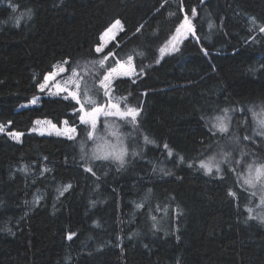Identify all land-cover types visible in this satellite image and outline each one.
I'll return each instance as SVG.
<instances>
[{"label": "trees", "instance_id": "1", "mask_svg": "<svg viewBox=\"0 0 264 264\" xmlns=\"http://www.w3.org/2000/svg\"><path fill=\"white\" fill-rule=\"evenodd\" d=\"M29 10L30 19L21 15ZM185 13L195 36L161 58L159 49ZM116 20L123 30L104 54L112 51L122 61L133 55L137 71L144 68V73L135 84L115 80L113 95L127 97L130 106L142 102L137 143L148 135L156 145L132 156L130 142L121 136L129 146L124 166L92 161L93 176L84 171L87 159L80 158L85 126L79 113L73 116L74 102L63 99L66 93L44 95L37 85L65 60V74L71 76L72 67L99 59L94 51L99 36ZM262 26L264 0H0V124L5 127L0 133V264H264V223L249 219L247 211L253 209L252 216L263 211L257 207L259 185L243 184L247 164L264 162V137L255 134L253 117V111L264 109ZM112 63L110 57L105 67ZM77 72L83 98L84 85L92 80L85 68ZM37 96H42L39 104L26 106ZM95 99L106 100L102 92ZM224 109L232 118L229 132L212 135L209 125ZM38 119L58 128L75 126L76 140L31 132ZM109 119L121 125L119 131L130 130L118 118ZM104 120L98 134L116 138L105 131ZM10 131L24 136L17 142ZM234 136L246 157L243 165L234 163L235 172L226 168L222 179L198 170L200 159L218 154ZM93 146L87 141L85 151ZM188 162L196 166L188 168ZM25 165L28 171H19ZM43 168L49 171L41 174ZM68 184L72 187L60 196L58 189ZM229 189L236 198L228 196ZM37 197H42L38 204ZM136 203L144 206L137 209ZM69 232L76 234L72 240Z\"/></svg>", "mask_w": 264, "mask_h": 264}, {"label": "snow or ice", "instance_id": "2", "mask_svg": "<svg viewBox=\"0 0 264 264\" xmlns=\"http://www.w3.org/2000/svg\"><path fill=\"white\" fill-rule=\"evenodd\" d=\"M163 6V5H162ZM12 11H16V8L13 7ZM183 11V9H181ZM22 16L26 15L28 18H31V10H29L26 13H22ZM197 15V11L195 8L191 9V16L195 17ZM20 17L16 18V24L19 25ZM254 22V21H253ZM117 26H120V29L123 30V26L121 25L120 20H116L111 26L107 27L104 32H102L99 36V42L96 44L94 51L96 54L100 55L99 59H95L89 62V64L80 66L77 65L76 67H72L71 70V76L68 77L67 81L65 83L71 82V84L74 86V90L69 89L67 87L61 88L59 85H57L58 92L60 93H66V95H63L64 100H69L74 102L73 105V116H76L77 113H79L78 116V122L80 125H83L81 131L84 132L85 138L82 139L79 143V149L81 153V160L87 159L89 162L88 166L84 167V171L91 173L93 176H95V172L93 171L92 166H90V162L96 161V160H112L114 162H117L119 167H123L126 160L125 157L129 155V146L124 144V141L121 140V136H123L127 141L130 142L132 148H131V155L132 156H139L144 149V146L147 145H156V141L152 138H150L148 135H144L142 137L143 144L137 143V136L136 133L139 129V120L138 118L141 116V113L143 111L142 102L139 106H130L127 104V97H116L113 95V82L117 79L121 78H127L130 80L133 84L136 83L137 79H139L143 73L144 68H140L139 72L137 71V68L134 64V56L128 55L127 59L125 61H122L121 59L115 58V54L112 51H108L106 54H104L105 49L108 47V41H106L105 37H108L109 34L113 32V29H115ZM141 28L143 25L140 26ZM213 25L210 23L209 28H212ZM183 30V31H182ZM137 32L140 31V28L136 29ZM260 32L264 33V26L260 27ZM185 33H191L193 36H195V30L194 26L191 23V20L187 13H185L183 20L181 21L180 25L176 28V33L173 35L170 40L166 43L165 46L161 47L159 49L160 57L163 58L166 54H171V52L178 51V47H176V43L179 41L180 37H183ZM168 45H171L169 47ZM102 54V55H101ZM205 55H208L207 51H204ZM138 56H143L144 54L137 53ZM110 57L113 58V63L109 64L107 67H105L106 62L109 61ZM156 64L160 63V59H156ZM63 65H69V61L65 60L62 62V65L60 66L59 71L61 73L65 72L66 69ZM77 67H83L85 68L89 76L92 80L91 84H85L84 90H83V98L81 97V83L79 79H75L78 77ZM150 67V65H149ZM101 70H103L101 72ZM57 72H49L47 75L43 76V83H38L37 87L41 92L45 90V88L48 85V82L53 79L55 76H57ZM135 77V78H134ZM102 92L103 97L106 98L104 103H97V100L95 99V96ZM143 95H147V93H143ZM38 97H34L30 103L32 105H35L37 103ZM123 102V106L122 103ZM86 105H91V107H86ZM78 106V107H76ZM251 111V110H250ZM222 116H216L214 121L209 125V132L212 133V135H216L217 133H228L229 132V123L231 121V116L229 115V109L223 110ZM258 114L253 111V117L255 118ZM261 117H264V109H261V112L259 113ZM104 117V124H105V131L113 136L116 137L117 140H120L121 147L119 150H116V146L111 144V141L107 138L106 135H99L98 134V123L100 122V118ZM116 117L120 121H122L125 125L130 127L129 131L121 132L119 129L121 128V125L116 124L114 121L110 120L109 118ZM36 125L41 124L40 120L34 121ZM49 124H51V127L53 129L57 128L56 124H53L51 121H48ZM63 124L68 125L69 121L64 120L62 121ZM9 124L11 122L9 121ZM115 129V130H113ZM31 132H38L40 135H45L44 131H40L38 128L33 127L30 129ZM5 132V127L3 124H0V133ZM51 135V133H48ZM255 134L264 137V118H261L256 121V129ZM9 137L16 140L17 142H20V139L22 136H24L23 132H16V131H10L7 133ZM57 135H66V138L68 140H76L77 136V128L75 126H69L65 128V131L62 133L59 130H57ZM244 140L250 139L249 136H244ZM87 141H94V146L90 149V152H86V146ZM231 143L238 144L239 138L238 137H232ZM111 148L112 150L109 151L108 149ZM139 149V150H137ZM163 149L166 150L168 157H173V150L169 147L167 143L163 144ZM220 159L217 160L216 155L210 156L207 159H200L198 163V170H202L204 175L211 176L215 174L219 178H223V169L222 165L226 163H230V156L231 152L224 151L223 149L219 153ZM244 153L241 152V156H243ZM46 159V158H45ZM179 162L181 164L185 163V157L179 156ZM236 164H239L240 161H235ZM196 166L192 162L187 163L188 168H193ZM19 171L27 172L28 166L25 165L22 168L19 169ZM49 169L43 168L41 174L43 172H47ZM160 171L164 173L165 175H171V171H165V169L161 168ZM231 171L235 172L236 169L232 168ZM247 175L243 176V184L247 185L251 188H256L257 185H259V191H260V205H257V207L264 206V162H257L253 161L252 163L247 164ZM71 184L65 185L62 189H58L59 195L63 196L66 192L69 191L71 188ZM151 190L149 189V192ZM228 196L232 198H236V192L229 189L228 190ZM253 195H256L255 192L252 193ZM40 199L42 197H37L34 200V203H39ZM144 205L143 203H136L135 207L137 209L142 208ZM157 210L159 209V206H157ZM167 210V206L165 207V211ZM247 211L249 212V219H259L261 223H264V211L258 213L257 216H252L251 213L253 209L248 208ZM177 214H180V210L177 207L176 209ZM152 221L154 222L152 224V228H157V217L151 216ZM8 231H11L10 229ZM75 233L69 232L67 235L68 240H72L75 236ZM131 238V237H129Z\"/></svg>", "mask_w": 264, "mask_h": 264}, {"label": "rangeland", "instance_id": "3", "mask_svg": "<svg viewBox=\"0 0 264 264\" xmlns=\"http://www.w3.org/2000/svg\"><path fill=\"white\" fill-rule=\"evenodd\" d=\"M195 30V29H194ZM122 30L120 29V26H117L115 29H113V32L111 34H109L108 37H105L106 41H108V44L111 43L112 41L116 40V37L117 35L121 32ZM183 31V30H182ZM176 33V32H175ZM174 33V35H175ZM190 35H192L191 33H185V35L183 37H180L179 38V41L176 43V47H179L180 44L182 43V41L186 38H188ZM165 46V45H164ZM169 47H171V45H168ZM62 65V63H59L55 66L53 72H57L58 75L55 76L53 79H51L49 82H48V85L47 87L45 88V90L43 91L44 95H48V94H57L59 93L58 92V89H57V85H59L61 88H65V87H72V84L71 82L69 83H65V81H67L68 75L65 74V72L61 73L59 71L60 69V66ZM66 69V66L63 65ZM70 89V88H69ZM74 90V89H72ZM39 99L37 100V103L36 104H39L40 102V99L42 96H37ZM35 104V105H36ZM29 105H32L31 103H28L26 106H29ZM261 118H264V117H261L259 115V112H258V115H257V120L261 119ZM41 121V124L39 125H36L34 127L38 128L40 131H44L45 132V135H49L48 133H51V134H57V130H59L60 132H64L65 131V128L66 126H64L63 128H56V129H53L51 127V124L48 123V121H50L49 119H38ZM52 122V121H51ZM111 138V144L115 145L116 146V150H119V148L121 147V143H120V140H117V138H114L112 139ZM224 150V151H228V152H231V156L229 158L230 160V163H226V164H223L221 167L223 169V171L226 169V168H230L232 169L233 168V165L235 163V161L239 160L240 163L238 164V166L240 165H243L246 161V157L244 156H241V152L236 148V144H233L231 143V141L227 142V143H224L223 144V147L220 149V151L218 152V154H215L216 155V158L217 160L220 159V155L219 153L221 152V150ZM109 151H111L112 149L109 148L108 149ZM225 172V171H224ZM247 174V173H246ZM259 191V190H257ZM260 192V191H259ZM257 193V192H256ZM259 204H260V197H259ZM261 209L264 211V206H261Z\"/></svg>", "mask_w": 264, "mask_h": 264}]
</instances>
